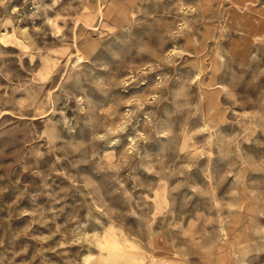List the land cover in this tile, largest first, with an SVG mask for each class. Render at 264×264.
I'll use <instances>...</instances> for the list:
<instances>
[{"label": "rangeland", "instance_id": "rangeland-1", "mask_svg": "<svg viewBox=\"0 0 264 264\" xmlns=\"http://www.w3.org/2000/svg\"><path fill=\"white\" fill-rule=\"evenodd\" d=\"M0 264H264V0H0Z\"/></svg>", "mask_w": 264, "mask_h": 264}]
</instances>
